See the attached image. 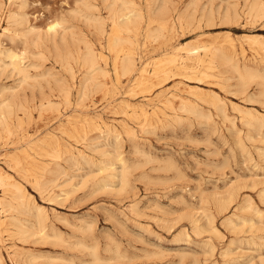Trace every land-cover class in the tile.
<instances>
[{"label": "rangeland", "instance_id": "obj_1", "mask_svg": "<svg viewBox=\"0 0 264 264\" xmlns=\"http://www.w3.org/2000/svg\"><path fill=\"white\" fill-rule=\"evenodd\" d=\"M0 1V32L9 26L4 47L23 50L22 65L30 66L21 74L0 56V102L8 105L11 129L1 126L0 168L29 197L26 209L0 214L9 227L0 264H264V49L251 39L264 43V0H134L141 28L137 37L122 31L119 45H130L131 36L138 68L148 63L152 71L175 47L183 54L191 46L225 45L240 69L255 75L241 81L217 59L215 77L202 84L169 73L139 87L135 75L113 74L107 33L100 38L97 30L101 19L110 31L108 17L128 12V0ZM10 10L19 25L8 21ZM163 18L169 27H160ZM54 21L61 26L46 32ZM90 49L107 56L105 77L88 72ZM30 158L49 171L28 170ZM11 215L27 225L24 232L10 225Z\"/></svg>", "mask_w": 264, "mask_h": 264}, {"label": "bare ground", "instance_id": "obj_2", "mask_svg": "<svg viewBox=\"0 0 264 264\" xmlns=\"http://www.w3.org/2000/svg\"><path fill=\"white\" fill-rule=\"evenodd\" d=\"M12 1L13 0H10L9 2L12 4ZM90 1V0H88ZM103 1V0H102ZM105 2V1H104ZM129 3H131L132 5V8H130V10L128 12H124V13H117L115 12L114 14H112L110 17L108 18H111V29L110 31H106V28H105V23L107 24V22L101 20V19H98L100 22L98 24V35L99 37H103V35H105V32L107 33L106 36V43H107V47L109 49V51H112L113 53V61H112V69L114 71L113 74H115L116 78L119 79L120 76H127V77H132V76H136L135 77V82L138 83V87L139 85H150L152 82H153V79L156 78H159L161 76H167L169 75V73H172L174 74L175 76L177 75H181V76H184L186 77L187 80H190V81H197L199 84H202L203 83V80L206 78V77H209V76H214L215 77V74H214V71H212V69L214 68L213 65H215L216 63V60L217 59H220L222 60V62L226 63V64H229L230 66H232V68L238 70L239 72V76H240V79L241 81H245L246 79H249L251 78V80L253 79V76H255L253 74V70L251 69H245V70H241L239 65H238V61L237 59L233 56V55H230L228 54L227 52L224 51V46L225 45H219L217 47H215V49L213 50V47H210L208 45H199V46H196V47H192L191 48H185L187 49L185 53H180L179 52V49L180 47H175L174 49H172L171 51H168V52H165L164 54L161 55V57L158 58L157 61H155V65H154V68L153 70L151 71V69L149 70L148 68V65H151V64H141V66L138 68L137 67V64H136V56H135V48L133 46H130L132 45V42L134 43V41L131 39V36H128V40L130 42V45L128 46H125V45H119V40H120V36L119 34L122 32V31H127V32H130V33H134V37H137L138 34H139V31H140V28H141V24H140V21L137 20V17L141 15V9L140 8H137L135 7L136 4H135V1L134 0H128ZM188 2V1H187ZM85 3V2H84ZM108 3V2H107ZM106 3V4H107ZM117 3V2H116ZM3 3L0 1V7ZM115 4V3H114ZM260 2H257L255 3L254 5H258V9L257 11L259 12L260 9H261V5H259ZM98 5V4H97ZM3 6V5H2ZM114 6V5H112ZM86 7V6H85ZM253 7V6H252ZM92 8V6H91ZM94 8V7H93ZM109 8V7H108ZM121 8V7H120ZM97 9V8H96ZM175 9V8H174ZM112 10V9H111ZM115 10V8L113 9ZM117 10V8H116ZM115 10V11H116ZM127 10V9H126ZM178 10V9H177ZM93 11V10H92ZM110 11V10H109ZM170 11V10H169ZM180 11V10H179ZM187 11V10H186ZM81 12V11H80ZM261 12V11H260ZM264 12V11H262ZM261 12V13H262ZM78 13V12H77ZM85 13V12H84ZM179 13V12H178ZM178 13L176 15H178ZM226 13V12H225ZM181 14V13H180ZM260 14V13H259ZM23 15V14H22ZM89 15V14H88ZM97 15V14H96ZM261 15V14H260ZM263 16V15H261ZM17 16H19V14L15 11V10H10L9 11V14H8V21H12V22H17L18 21V18ZM87 16V15H86ZM98 16L100 17V15L98 14ZM107 17V15H105ZM258 16V14H257ZM22 17L20 18V20H22ZM84 17V16H83ZM92 18V17H91ZM168 18V17H167ZM229 18V17H228ZM6 19V18H5ZM80 19V18H79ZM61 20V19H60ZM84 20V19H83ZM180 20V19H179ZM255 20V19H254ZM64 21V20H63ZM11 22V24H12ZM14 22V24H15ZM91 22V21H90ZM95 22V21H94ZM92 24V22H91ZM17 25L18 22H17ZM22 25V24H21ZM31 25V24H30ZM29 25V26H30ZM33 25V24H32ZM63 25V24H62ZM96 25V24H95ZM162 28H167L169 27L168 26V22L167 21H164V18H163V22H161L160 24ZM36 26V25H35ZM35 26H31L29 28V31L30 32H35L36 31V28H34ZM61 26V22L60 21H54V22H51L50 24H47V27L45 26V30L47 29L46 32H53V31H57V28ZM78 26V25H77ZM76 26V28H77ZM159 27V28H160ZM3 28V27H2ZM95 28V27H94ZM186 28V27H185ZM9 30V26L7 27H4V31L3 32H0V56H4L5 58H9V64L10 66H12L14 68V70H18V72L21 74L22 73H25L26 74V68H30L29 67H25L24 65H22L23 63V59H24V55H25V52L23 50L21 51H17L15 50V48L13 47H4V43L1 39L2 35L5 34V32H7ZM41 30V29H40ZM44 30V31H45ZM61 30L63 31V29L61 28ZM65 30L64 29V33H65ZM14 31V30H13ZM39 31V29L37 30ZM59 31V29H58ZM170 31V30H169ZM15 34L14 36H18V34H20L18 32V30H15L14 31ZM29 32V33H30ZM36 33V32H35ZM45 33V32H44ZM58 33V32H57ZM64 33H60V35H64ZM72 34L74 32H71ZM156 33V32H155ZM161 33V32H160ZM67 34V32L65 33V35ZM157 34V33H156ZM25 35H27L25 33ZM29 35V34H28ZM33 35V34H32ZM45 36V34H43ZM56 35V33H55ZM146 35V34H145ZM248 35V34H247ZM37 36V35H36ZM52 36V35H51ZM77 36V35H76ZM152 36V35H151ZM23 37V36H22ZM40 37V36H38ZM54 37V36H53ZM61 37V36H59ZM63 37V36H62ZM70 37V35H69ZM73 37H74V34H73ZM158 37V36H156ZM24 38V37H23ZM41 38V37H40ZM72 37H70L71 39ZM32 40V38H30ZM44 39V38H43ZM50 39V38H49ZM64 39V38H63ZM251 39H253L254 42H258V45L259 47L263 48L264 49V43L262 41H259V38L258 37H252ZM19 40V39H18ZM53 40V39H52ZM58 40V39H57ZM69 40V39H68ZM76 40V39H75ZM156 40V38H155ZM21 41V39H20ZM33 41V40H32ZM49 41V40H48ZM47 41V42H48ZM62 41V39H61ZM61 41L59 43V48H62L61 45ZM67 41V39H66ZM65 41V42H66ZM77 41V40H76ZM75 41V42H76ZM157 41V40H156ZM24 42V41H23ZM52 42V41H51ZM64 41H62V44H63ZM72 42V41H70ZM69 42V43H70ZM74 42V44H75ZM83 42V41H82ZM126 42V41H125ZM33 43V42H31ZM35 43V42H34ZM50 43V41H49ZM54 43V42H53ZM58 43V42H57ZM67 43V42H66ZM178 43V42H177ZM43 44V43H42ZM51 44V43H50ZM84 44V43H83ZM82 44V45H83ZM179 44V43H178ZM35 45V44H34ZM64 45V44H63ZM76 45L78 46V43L76 42ZM193 45V44H192ZM227 45H230L231 46H234L235 43L233 40H230L229 43ZM8 46V45H7ZM33 46V45H32ZM55 46V45H54ZM73 46V44L71 45ZM179 46V45H178ZM42 47V46H41ZM66 47L68 48V46L65 45V48L63 47V51L64 49H66ZM152 47V46H150ZM56 48V47H55ZM58 48V47H57ZM103 48V47H102ZM234 48V47H233ZM236 48V47H235ZM182 49V48H181ZM48 50V49H47ZM68 50V49H67ZM233 50V49H232ZM59 51V49H58ZM86 51V50H85ZM84 51V52H85ZM236 51V50H235ZM57 52V51H56ZM204 52V54H203ZM69 53V52H68ZM64 54V53H63ZM70 54V53H69ZM235 54V53H234ZM259 54V53H258ZM35 55V54H34ZM38 55V54H37ZM89 55V54H88ZM31 56V55H30ZM36 56V55H35ZM39 56V55H38ZM43 56V55H42ZM58 56V54L56 55ZM55 56V57H56ZM87 56V55H86ZM207 56V58L205 57ZM34 57V56H33ZM44 58V57H43ZM60 58V57H59ZM1 59V58H0ZM45 59V58H44ZM1 62V61H0ZM79 62V61H78ZM103 62L105 63V65L103 66ZM148 62V61H147ZM2 63V62H1ZM57 63V62H56ZM87 66H88V72H92L94 74V77L95 78H101V77H105L107 74H109V71L106 67L107 65V56L104 54L103 51H95L94 49H90V58L87 60ZM258 63V62H257ZM7 64V63H6ZM5 64V65H6ZM109 64V63H108ZM5 65L4 67L2 68H5ZM30 65V64H29ZM68 65V64H67ZM9 66V65H7ZM6 66V67H7ZM33 68H35L34 66H32ZM41 67V66H40ZM39 67V68H40ZM244 68V67H243ZM37 69V68H35ZM71 69V68H70ZM214 70V69H213ZM3 71V70H2ZM13 71V70H12ZM227 71V70H226ZM225 71V72H226ZM47 72V71H46ZM228 72V71H227ZM18 73V74H19ZM17 74V72H16ZM17 74V75H18ZM49 75V74H48ZM173 75V76H174ZM47 76V75H45ZM42 77V76H41ZM168 77V76H167ZM166 77V78H167ZM264 77V76H263ZM40 78V77H39ZM43 78V77H42ZM41 78V79H42ZM48 78V77H47ZM164 78V79H166ZM213 78V77H212ZM256 78V77H254ZM30 80L32 78H29ZM36 79V78H35ZM89 79V78H88ZM132 79V80H133ZM216 79V78H215ZM221 79V78H220ZM218 79V80H220ZM262 79V78H261ZM27 80V79H26ZM36 81V80H35ZM58 81V80H57ZM56 81V82H57ZM158 81V80H157ZM64 82V81H63ZM254 83V81H252ZM21 83V81H20ZM25 83V81H24ZM48 83V82H47ZM80 83V82H79ZM101 83H104L105 84V81L101 80ZM187 83V82H186ZM27 84V83H25ZM61 84V83H60ZM73 84V83H72ZM87 84V83H86ZM133 84V83H132ZM243 84V82L241 83ZM62 85V84H61ZM68 85V84H67ZM190 85V84H189ZM211 85V83H210ZM38 86V85H37ZM48 86V85H47ZM65 86V85H64ZM63 86V87H64ZM95 86V85H94ZM118 86V85H117ZM133 86V85H132ZM175 86V85H174ZM243 86V85H242ZM39 87V86H38ZM60 87V86H59ZM87 87V86H86ZM90 87V86H89ZM178 87V86H177ZM249 87V86H248ZM69 88V87H68ZM134 88V87H133ZM199 86H196L193 90H196L198 91L199 90ZM87 89V88H86ZM137 89V88H136ZM139 89V88H138ZM142 89V88H141ZM189 89V88H188ZM187 89V90H188ZM247 89V88H246ZM245 89V90H246ZM94 90V88L92 89V91ZM140 90V89H139ZM248 90V89H247ZM91 91V92H92ZM133 91V90H132ZM142 91V90H141ZM241 91V90H240ZM242 91H243V88H242ZM4 92V91H3ZM64 92V91H63ZM82 92V91H81ZM90 92V90H89ZM98 92V91H97ZM134 92V91H133ZM131 92V93H133ZM151 92V91H150ZM156 92V91H155ZM122 93V92H121ZM200 93V92H199ZM245 93V92H244ZM260 93V92H259ZM128 94V93H127ZM191 94V93H189ZM242 94V93H241ZM65 99H67L69 97V95H65ZM120 96V95H119ZM192 96V94H191ZM249 96V95H248ZM264 96V95H263ZM91 97V96H90ZM175 97V96H174ZM14 98V97H13ZM17 98V97H16ZM15 98V100H16ZM149 98V97H148ZM162 98V97H161ZM1 99V98H0ZM10 99V98H9ZM219 98L217 96H215L214 98V101L215 100H218ZM246 99V98H245ZM13 100V99H12ZM78 100V99H77ZM160 100V99H159ZM247 100V99H246ZM71 101V100H70ZM86 101V99H85ZM249 101H250V97H249ZM248 101V103H249ZM52 102V101H51ZM246 102V101H245ZM251 102V101H250ZM147 103V102H146ZM187 103V102H185ZM195 103V102H194ZM262 103V102H261ZM14 104V103H13ZM49 104V103H48ZM51 104V103H50ZM119 104V103H118ZM208 104V103H207ZM16 105V104H15ZM172 105V104H171ZM185 106H187L186 104H184ZM5 106H8L7 103L5 102H0V131H1V126L7 131V132H10V124H9V114L4 110V107ZM10 106V105H9ZM45 106V105H44ZM48 106V105H47ZM194 107V105H192ZM200 106V105H199ZM213 106V105H212ZM43 107V106H42ZM178 107V105H177ZM183 107V106H182ZM192 107V109H193ZM6 108V107H5ZM15 108V107H14ZM157 108V107H156ZM239 108V107H238ZM237 108V109H238ZM29 109V108H28ZM163 110V109H162ZM171 110V109H170ZM195 110V109H194ZM194 110L193 111V114H194ZM243 110V109H242ZM128 111V110H127ZM175 111V110H174ZM239 111V109H238ZM249 111V110H248ZM141 112L143 113V115L145 117L148 116L147 112L145 109H142ZM155 112V111H154ZM130 113V112H129ZM182 113H183V109H182ZM222 113V112H221ZM242 113V112H241ZM115 114V113H114ZM154 114V113H153ZM156 114V113H155ZM167 114V113H166ZM124 115V114H123ZM142 115V116H143ZM198 115V114H197ZM177 116V115H176ZM200 116V114H199ZM250 116V115H249ZM155 117V116H154ZM205 117V116H204ZM247 117V116H246ZM251 117V116H250ZM144 118V117H143ZM241 118V117H240ZM239 118V119H240ZM207 119V118H206ZM242 119V118H241ZM240 119V120H241ZM244 119V118H243ZM255 119V118H254ZM154 120V119H153ZM169 121V120H168ZM211 121V120H210ZM245 121V120H244ZM263 121V120H261ZM92 122L94 124H97V125H104L105 123L103 122V124H100L98 123L96 120H94V118L92 119ZM119 122V121H118ZM63 123V122H62ZM119 124V123H118ZM204 124V122H203ZM245 124L247 125H253V117L252 118H247V123L245 122ZM64 125V124H63ZM245 125V126H246ZM65 126V125H64ZM127 126V125H126ZM245 126H242V127H245ZM106 127V126H105ZM120 128V127H119ZM110 129V128H108ZM113 129V128H112ZM130 129V128H129ZM142 129V128H141ZM234 129V128H233ZM103 130V129H102ZM119 130V129H118ZM209 130V129H208ZM227 130V128H226ZM107 131V130H106ZM105 132V131H104ZM231 132V131H230ZM233 132V131H232ZM231 132V133H232ZM239 132H240V129H239ZM105 134V133H104ZM240 134V133H239ZM2 135V134H1ZM107 135V134H106ZM128 135V134H127ZM134 136V135H133ZM235 136V135H234ZM114 138V137H113ZM119 138V137H117ZM252 138V137H250ZM115 139V138H114ZM119 140V139H118ZM236 141V140H235ZM34 143V142H33ZM57 143V142H55ZM236 143V142H235ZM3 145V144H2ZM32 145V144H30ZM29 145V146H30ZM238 144L236 143V146ZM5 146V145H4ZM238 147L240 148V146L238 145ZM8 149V148H6ZM243 150V149H242ZM13 151V150H12ZM105 154V153H104ZM109 155V154H108ZM118 155V154H117ZM52 156V155H51ZM110 156V155H109ZM29 157V156H28ZM31 159V158H30ZM65 159V158H63ZM11 160L15 163V167H19V164H20V158L17 157V156H13L11 157ZM25 161V159H24ZM53 162V161H52ZM11 163V162H10ZM29 163V168L28 170H31L33 172H36V171H41L42 173H45L47 171H49V166L47 163L43 164V163H40V162H37L36 160L34 159H31L28 161ZM110 163V162H109ZM71 164V163H69ZM123 164V163H122ZM106 167V166H105ZM113 168V167H111ZM110 168V169H111ZM14 169V168H13ZM53 172V171H52ZM50 173V172H49ZM48 174V173H47ZM60 174V173H59ZM128 174V173H127ZM42 179V178H41ZM51 179V178H50ZM36 184H40V179L35 176L34 178ZM50 181V180H49ZM125 182V181H124ZM37 185V186H38ZM44 185V183H43ZM0 187H2L4 189V195H0V214L2 213V210L4 211H9V210H14V211H19L20 209H26L27 206L29 205L28 203V195L26 193V190H25V187L20 184V183H17L15 181H13V176L8 174L6 171H3L1 168H0ZM51 188V186H50ZM51 191V190H50ZM264 191V190H263ZM48 195V194H47ZM32 196V195H30ZM54 197V196H53ZM231 202V201H230ZM32 205V204H31ZM240 206V204H239ZM32 209H34L33 207L34 206H31ZM258 209V208H257ZM38 212L39 215H38V218L37 220L39 221L40 224H42L43 226L42 227H39L38 226V229L40 228V232H43L45 231V225L43 224L44 223V216L41 214L43 212V208L42 207H38ZM256 210V209H255ZM36 213V212H35ZM45 213V212H44ZM257 214V213H256ZM255 214V215H256ZM18 215V214H17ZM47 216V215H46ZM259 217V215H258ZM229 218V217H228ZM9 219H10V225L14 227L15 231L17 233H22L25 231V228L27 227V225L22 222V219L20 220L17 216L15 215H11L9 216ZM225 219V218H224ZM231 220V219H230ZM37 222V221H36ZM246 223V222H245ZM39 224V225H40ZM89 224V223H88ZM91 224V222H90ZM198 224V223H197ZM235 224V223H234ZM233 224V225H234ZM30 225V224H28ZM92 225V224H91ZM237 225V224H236ZM203 226V225H202ZM3 227H5L3 229ZM204 227V226H203ZM195 228V227H194ZM209 228V227H207ZM234 229V228H233ZM9 230V227H7V222L5 220V218L3 219L0 215V242H3V232H6ZM202 230V229H201ZM14 231V230H13ZM34 231V230H33ZM32 231V233H33ZM211 231V230H210ZM215 231V230H214ZM39 232V231H38ZM218 232V231H217ZM217 232H215L217 234ZM35 234V233H34ZM38 234V233H37ZM41 234V233H40ZM38 234V235H40ZM36 235V237L38 236ZM57 235V234H55ZM55 235L53 234V236L55 237ZM219 235V233H218ZM48 236V235H47ZM52 236V237H53ZM18 237V236H17ZM22 237V236H21ZM24 237V236H23ZM27 237V236H26ZM23 239V238H22ZM26 240V239H25ZM59 240V238H58ZM62 240V238H61ZM24 241V240H23ZM262 242V241H261ZM260 243V242H259ZM78 244V242H77ZM81 245V244H80ZM85 245V244H84ZM257 245V244H256ZM261 245V244H260ZM86 247V246H85ZM90 247V246H89ZM95 247V246H94ZM263 247V246H262ZM81 248V247H80ZM66 250V249H65ZM64 250V251H65ZM214 250V249H213ZM119 252V251H118ZM231 252V251H230ZM29 253V252H28ZM93 253V252H92ZM31 254V253H30ZM227 254V253H226ZM12 255V254H11ZM90 255V254H89ZM224 255V253H223ZM222 255V256H223ZM1 258V257H0ZM4 258V257H3ZM68 258V257H67ZM76 258V257H75ZM121 258V257H120ZM261 258V257H260ZM94 259V258H93ZM129 259V258H128ZM263 259V258H261ZM70 260H73V259H70L69 258V261ZM66 261V259H65ZM68 261V262H69ZM100 261V260H99ZM103 261V260H102ZM112 261V260H111ZM1 262V261H0ZM67 262V261H66ZM72 262V261H71ZM79 264V263H78ZM89 264V263H88ZM93 264H95L93 262ZM259 264H261V262H259Z\"/></svg>", "mask_w": 264, "mask_h": 264}]
</instances>
